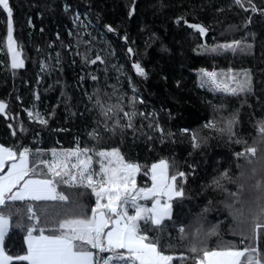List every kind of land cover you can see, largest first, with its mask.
I'll return each mask as SVG.
<instances>
[{"label":"snow or ice","instance_id":"6c2138e0","mask_svg":"<svg viewBox=\"0 0 264 264\" xmlns=\"http://www.w3.org/2000/svg\"><path fill=\"white\" fill-rule=\"evenodd\" d=\"M132 3L135 4V0ZM233 4L248 13L240 27L245 29V36L251 35L255 40L256 34L248 33L247 27L252 22V14L264 16V8L257 7L254 0H233ZM0 10L6 15L5 43L9 66L12 69L23 68L22 51L14 39V12L10 0H0ZM69 10L66 4L64 11ZM216 11L223 10L217 8ZM134 13L135 7H128V17ZM79 19L74 15L73 26L81 30L69 31V42L62 44L63 48L70 54L75 49L74 54L85 66L98 62L107 64V54L94 49L92 41L95 37L88 32L87 25L77 23ZM174 22H183L201 38L209 31L206 25L189 23L183 16H177ZM28 23L32 25L31 19ZM103 28L109 33L117 31L109 23H104ZM236 28L229 25L225 33ZM120 39L127 43V34ZM252 49L253 44L241 37L198 44L193 51L219 57L229 52L234 56L237 53L250 54ZM127 53L133 58L132 70L138 77L146 79L147 71L139 60L134 59L135 50L129 47ZM55 62L60 64L59 53ZM45 67V62L41 61V69ZM196 72L198 86L207 89L214 98L218 95L220 102H207L212 114L201 130L181 128L179 131L182 135L188 134L192 149L189 155L215 138H226L229 144L245 145L232 153L236 172L233 174L231 167H225L223 171L215 169L216 174L201 183L197 193L206 195L212 191L224 194L225 199L219 203L231 216L233 226L229 231L234 237H239L238 240H225L218 230L219 222L205 230L203 221L213 208L211 199L196 214L194 229L189 230L190 226L177 223V203L183 205L185 200L193 199L187 189L188 178L196 175L195 166L189 164L190 171H184L175 160L170 161L166 157L150 165L129 159L122 148L129 131L133 140L137 139L139 131L150 149L157 140L164 144L174 133L165 131L154 112L140 110L138 105L144 101L137 94L131 78L128 86L132 94L128 95L120 89L118 79L116 83L107 85L111 89L109 92L100 85L96 74L89 73L88 79L97 85L92 93L85 92L91 105L88 111L94 113L91 126L86 131L91 147L87 143L80 146L79 137L75 138L76 146L72 148L45 150L24 144L22 139H17L13 145L0 144V264H264V116L256 118V135L252 145H247L246 139L237 133L240 109L228 111L227 105L229 98L244 97L241 101L243 106L247 104V97L255 95L253 73L248 68L232 67L226 70L201 67ZM180 83L176 81L177 87ZM248 107L252 105L248 104ZM25 112L29 121L48 125V119L40 112L30 108ZM0 114L9 115L2 100ZM16 117L18 114H14ZM144 121H147L148 129L159 134L158 137L143 131ZM9 128L14 138L17 132L21 137L28 132L21 119L9 124ZM204 131L207 135L203 134ZM117 135L120 144L103 146L109 142L114 144ZM258 150L261 151L259 158ZM241 160L244 163H240ZM142 170L151 183L140 187L137 176ZM61 185L81 189V196L90 190L94 203L89 206L74 199L71 207H67L69 196L60 190ZM228 185L234 186L235 190ZM49 202L59 207L52 208ZM14 217L17 218L15 227L23 234L21 250L15 255L5 248V238ZM173 231L176 235L172 234ZM212 237L216 238L215 246L210 244Z\"/></svg>","mask_w":264,"mask_h":264},{"label":"trees","instance_id":"16d2710c","mask_svg":"<svg viewBox=\"0 0 264 264\" xmlns=\"http://www.w3.org/2000/svg\"><path fill=\"white\" fill-rule=\"evenodd\" d=\"M254 3L264 8V0H254ZM66 4L70 9L68 12L64 11ZM10 5L14 12V39L22 51L25 66L20 69L9 66L5 43L6 15L0 10V100L6 103L9 113L7 117L0 114V144L13 145L17 139H22L24 144L45 150L52 147L72 148L76 146L75 138L79 137L80 146L87 143L91 147L86 131L91 126L94 113L88 111L91 105L85 92L92 93L97 85L88 79V74H96L100 85L109 92L111 89L107 85L116 83L118 79L120 89L128 95L132 94L128 86L131 78L137 94L144 101L138 105L140 110L154 112L156 120L165 131H171L174 136L164 144L157 140L150 149L139 131L136 140H133V134L129 131L126 143L122 145L123 152L141 165H150L161 157L175 160L176 165L184 171H190L189 164L194 165L196 175L188 178L187 189L193 199L185 200L183 205L177 203V223L190 226L189 230L194 229L196 214L211 199L213 208L204 218L205 230L219 222L218 230L225 240H238L239 237H234L229 231L230 226H233L231 216L223 204L219 203L225 199L224 194L212 191L206 195L197 193L201 183L216 174L215 169L223 171L225 167H231L234 174L236 161L232 153L240 151L245 145L229 144L226 138H215L189 155L192 149L188 134L182 135L179 130H201V126L212 114L207 102H220L218 95L214 98L207 89L198 86L197 69L248 68L254 76L255 95L247 97V104L243 106L241 101L244 97L229 98L227 105L228 111L240 109L237 133L246 139L247 145H252L256 135L255 120L264 116V16L252 14L247 32L256 34L253 40L251 35L245 36V29L240 27L248 13L236 7L233 0H135V4L132 0H10ZM128 7H135L132 17L127 15ZM217 8L223 11L217 12ZM77 13L80 18L77 23L87 25L88 32L95 37L92 41L94 49L107 54V64L98 62L96 65L85 66L74 54L75 49L70 54L63 48L62 44L69 42L68 32L81 30L73 26V17ZM177 16H183L189 23H202L209 31L201 38L198 32L183 22L175 23ZM29 19L32 21L31 26ZM104 23L111 24L117 31L107 32L103 28ZM229 25L237 28L225 33ZM125 34L128 36L127 43L120 39ZM241 37L253 44L250 54L237 53L234 56L229 52L226 56L209 57L193 51L198 44ZM129 47L135 50L134 59L139 60L147 71L146 79L138 77L132 70L133 58L127 53ZM57 53L60 54L59 65L55 62ZM41 61L46 64L44 70L41 69ZM177 80L181 82L179 87L176 85ZM248 104L252 107L249 108ZM29 108L39 110L48 119V125L29 121L25 112ZM14 114H18V117L14 118ZM17 119L23 120L28 129L26 136L21 137L17 132V136L13 137L9 124H15ZM143 131L154 138L159 135L147 128V121H144ZM203 134L207 135V132ZM116 144H120L119 135L114 144L109 142L103 146ZM260 156L261 151L258 150L257 158ZM137 183L140 187L151 183L144 176L143 170L138 173ZM228 187L235 190L232 185ZM60 190L69 196L67 207H71L74 199L89 206L94 203L95 198L90 190L84 192L83 196L80 195L81 189L61 185ZM49 205L52 208L59 207L52 202ZM20 206L23 207L22 204ZM16 220L14 217L5 238V248L13 255L20 252L23 240L21 230L15 227ZM172 234L176 235L174 231ZM210 244L215 246V237L210 238Z\"/></svg>","mask_w":264,"mask_h":264},{"label":"rangeland","instance_id":"374dc122","mask_svg":"<svg viewBox=\"0 0 264 264\" xmlns=\"http://www.w3.org/2000/svg\"><path fill=\"white\" fill-rule=\"evenodd\" d=\"M75 15H78L79 16V14L77 13V14H75ZM46 65V64H45ZM44 69H46V67L44 68ZM44 69H42V70H44ZM34 112H36V111H38V112H40L39 110H36V109H32ZM41 113V112H40ZM42 114V113H41ZM50 158V157H49ZM143 202V201H142Z\"/></svg>","mask_w":264,"mask_h":264},{"label":"crops","instance_id":"0c3cea01","mask_svg":"<svg viewBox=\"0 0 264 264\" xmlns=\"http://www.w3.org/2000/svg\"><path fill=\"white\" fill-rule=\"evenodd\" d=\"M49 157H50V156H49ZM49 157H48V158H49Z\"/></svg>","mask_w":264,"mask_h":264},{"label":"water","instance_id":"95a60500","mask_svg":"<svg viewBox=\"0 0 264 264\" xmlns=\"http://www.w3.org/2000/svg\"><path fill=\"white\" fill-rule=\"evenodd\" d=\"M206 34H207V33H206ZM206 34H205V35H206Z\"/></svg>","mask_w":264,"mask_h":264}]
</instances>
